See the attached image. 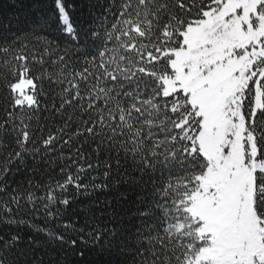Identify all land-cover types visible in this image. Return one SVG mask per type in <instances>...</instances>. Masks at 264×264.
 <instances>
[{
  "label": "snow or ice",
  "instance_id": "obj_1",
  "mask_svg": "<svg viewBox=\"0 0 264 264\" xmlns=\"http://www.w3.org/2000/svg\"><path fill=\"white\" fill-rule=\"evenodd\" d=\"M8 11L0 264H264V0Z\"/></svg>",
  "mask_w": 264,
  "mask_h": 264
},
{
  "label": "trees",
  "instance_id": "obj_2",
  "mask_svg": "<svg viewBox=\"0 0 264 264\" xmlns=\"http://www.w3.org/2000/svg\"><path fill=\"white\" fill-rule=\"evenodd\" d=\"M10 0H3V3L0 4V9L4 10L5 15H10L11 12L8 11V4ZM78 7L82 8L85 12L87 11V0H78Z\"/></svg>",
  "mask_w": 264,
  "mask_h": 264
}]
</instances>
